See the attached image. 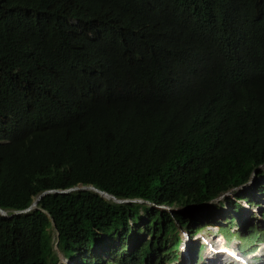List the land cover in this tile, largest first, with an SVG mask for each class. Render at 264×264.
<instances>
[{
	"label": "trees",
	"instance_id": "trees-1",
	"mask_svg": "<svg viewBox=\"0 0 264 264\" xmlns=\"http://www.w3.org/2000/svg\"><path fill=\"white\" fill-rule=\"evenodd\" d=\"M191 54L232 85L258 76L264 0H0V210L78 186L142 201L88 189L42 195L29 212L0 216V264H51L52 234L76 264H169L177 238L161 237V220L172 223L154 205L207 203L262 174L264 125L239 144L197 111L179 127L162 115ZM187 75L178 83L199 77ZM97 78L104 95L80 97L81 83ZM253 187L264 198V180ZM241 191L226 198L239 221L241 202L253 203ZM171 217L193 237L188 216ZM261 230L220 228L243 251Z\"/></svg>",
	"mask_w": 264,
	"mask_h": 264
},
{
	"label": "clouds",
	"instance_id": "clouds-1",
	"mask_svg": "<svg viewBox=\"0 0 264 264\" xmlns=\"http://www.w3.org/2000/svg\"><path fill=\"white\" fill-rule=\"evenodd\" d=\"M255 54L257 60L262 58L263 50L260 48V46H257V51ZM259 64L261 65V72L258 76L250 77L247 82H243V80L246 79L243 77L242 81L239 82L238 85H232L226 79L220 78L219 76L214 78L212 72H210L208 69L209 64L205 63L204 57H200L197 54H191L187 58L189 70L179 75L174 73L172 80L176 83L173 85L172 89L173 95L170 99L171 106L169 110L164 109L162 111V115H164L169 121L171 119L174 120L175 125L179 127L183 123V118L190 117L193 111H197V118L201 125L216 130H226L235 136L239 144H243L254 138L260 137L261 135L258 133L259 130H257V128L260 125H264V60ZM193 73H199V77L193 85H181L178 83V80L183 76L186 74H189L187 76H190ZM245 87H247L246 91H244ZM103 92L104 91L100 78L94 79L90 82L81 83L80 97L93 98L99 94L104 95ZM206 106L208 107V110L205 108ZM34 136L38 135H34L30 130L27 132L26 137L31 138ZM242 187L244 186L228 187L227 189L220 190L219 193L226 194L225 192L230 189L233 190V193H236L237 190ZM54 191L62 190H50L44 192L42 195L47 193H57ZM42 195L39 198H41ZM227 196L228 194L225 195V197ZM103 197L106 198L105 196ZM129 201L131 200H126V202L122 203H130ZM131 202L141 203L142 201L134 200ZM173 203L174 202L167 201L160 203V205L156 204L154 206L155 208H165L164 210H157L158 212L160 211L159 213L161 216L166 214L173 216L175 213H179L172 211L175 208ZM263 215L264 213L261 215L264 218ZM174 223L176 227H179L177 226V221L174 220ZM161 224L163 227H165L164 219L161 220ZM259 224L263 225L261 232H264V222L261 220ZM162 236L163 234H161V237ZM203 241L205 244L204 246L202 244H198V250L196 251L198 257L197 260H199L201 253V255L205 256L207 259H217V264H221V261L224 259L226 261H233V263L237 264H264V236L260 242L255 244L252 251H243L241 249V245H239V242L237 241L235 243H232V241L230 244H227L222 234L218 239V241L222 244V247L219 246L215 240L208 242L205 238H203ZM177 242V254L179 255L180 259H173L169 264H195V261L193 263L192 260L193 251L189 245L188 237L185 236V241H183V243L182 241L180 242L179 239H177ZM169 244H171V242H169L168 245ZM53 250L54 260L51 262V264H60L61 259L64 261V264H76L75 261L69 260L63 254L62 250L57 247V240L53 244ZM207 253L209 254L207 255ZM60 255H62V258L59 257Z\"/></svg>",
	"mask_w": 264,
	"mask_h": 264
},
{
	"label": "rangeland",
	"instance_id": "rangeland-1",
	"mask_svg": "<svg viewBox=\"0 0 264 264\" xmlns=\"http://www.w3.org/2000/svg\"><path fill=\"white\" fill-rule=\"evenodd\" d=\"M259 170H260L259 172L262 173L261 175L254 173L250 177L248 183L244 187L237 190V191L242 190L241 192L245 191L246 193H248L253 201V203H248L245 201L241 202L242 210H241L240 221L239 219H234L235 215L228 208V205L225 201L226 198H233V190L230 189L225 192L226 194H228L227 197H225L226 194H221L218 192L216 198L207 203L195 204L190 200L185 201L186 199L185 197L180 201V203L178 201H174L173 205L175 208L172 211L179 212V214H181L183 218L185 216H188L189 220L192 221V223L189 225L192 230V235H193L192 238L186 235L183 229L179 227H177L178 229H176V227L174 226V219L170 215L167 219L172 224L169 225V227L160 228L161 231H159V233L163 234V237H166L168 239V243L172 242L176 238L179 239L180 242L182 241L183 243V241H185V236H187L192 251H197L198 244H202L203 246L205 245L203 238H205L208 242H211V240H215L216 243L222 247V244L218 241L219 236L221 235L220 232L221 227L224 228L230 227L234 231L237 229L238 224L241 225L243 222V225L244 227H246V229L254 227L255 230L258 231L259 228L263 227L261 226L262 224L259 223L261 222V220L264 222V218L261 216L262 213H264V198L260 197L258 193H256V190L254 189L253 185L254 182H258V183L263 182L264 166H262ZM150 207H152V205H150ZM213 207L219 208V210L222 212L221 214L222 216L220 215L219 217L216 218L215 217L209 218L208 213ZM156 210H159V208H156ZM145 222H148L147 215L143 216V223ZM210 222H213L214 224L210 226L209 225ZM198 229L200 230L199 232H197ZM52 240L54 243L56 242L57 238L55 234H52ZM236 241H237V237L234 236V240L232 243H235ZM177 253H178V247H174L172 256L174 259L179 260L180 258ZM69 254L73 258V253H69ZM226 262L229 264H237V263H233V261L230 260L226 261L225 259L221 261V264H227ZM195 264H217V259L216 260L213 258L207 259L205 256H202L200 253L199 260H195Z\"/></svg>",
	"mask_w": 264,
	"mask_h": 264
},
{
	"label": "water",
	"instance_id": "water-1",
	"mask_svg": "<svg viewBox=\"0 0 264 264\" xmlns=\"http://www.w3.org/2000/svg\"><path fill=\"white\" fill-rule=\"evenodd\" d=\"M77 189H82V190L90 189V190H92V191H94V192H97V193L100 194V195L108 196V197H106V198H111V199H113L115 202H118V203L126 202V201H119V200L115 199L114 197H112V196H110V195H108V194H106V193L100 192L99 190L93 188L92 186H88V187H81V186H80V187L73 188V189L66 190V191H54V192H57V193H68V192H70V191L77 190ZM39 199H40V198H39ZM39 199H36V200L32 203V205H31L27 210L22 211V212H18V213H14V214L16 215V214L25 213V212H28L29 210L35 208ZM129 202H131V201H129ZM14 214H13V215H14ZM0 216H2V217H7V218H10V217H11V215H10V216H7L6 213L3 212L2 210H0Z\"/></svg>",
	"mask_w": 264,
	"mask_h": 264
},
{
	"label": "bare ground",
	"instance_id": "bare-ground-1",
	"mask_svg": "<svg viewBox=\"0 0 264 264\" xmlns=\"http://www.w3.org/2000/svg\"><path fill=\"white\" fill-rule=\"evenodd\" d=\"M230 192V191H229ZM105 197H108V196H105ZM161 208H159V210H160ZM165 208H162L161 210H164ZM209 253H207V255H208ZM59 257H61L62 258V255H60ZM60 264H64V261H62V259H61V262H60ZM67 264V263H66Z\"/></svg>",
	"mask_w": 264,
	"mask_h": 264
}]
</instances>
